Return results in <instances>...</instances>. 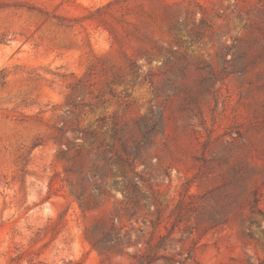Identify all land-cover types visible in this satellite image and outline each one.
Masks as SVG:
<instances>
[{
	"label": "rangeland",
	"instance_id": "rangeland-1",
	"mask_svg": "<svg viewBox=\"0 0 264 264\" xmlns=\"http://www.w3.org/2000/svg\"><path fill=\"white\" fill-rule=\"evenodd\" d=\"M262 260L264 0H0V264Z\"/></svg>",
	"mask_w": 264,
	"mask_h": 264
},
{
	"label": "trees",
	"instance_id": "trees-1",
	"mask_svg": "<svg viewBox=\"0 0 264 264\" xmlns=\"http://www.w3.org/2000/svg\"><path fill=\"white\" fill-rule=\"evenodd\" d=\"M17 259V257L16 258H12V261H15ZM259 264H264V260H262Z\"/></svg>",
	"mask_w": 264,
	"mask_h": 264
}]
</instances>
